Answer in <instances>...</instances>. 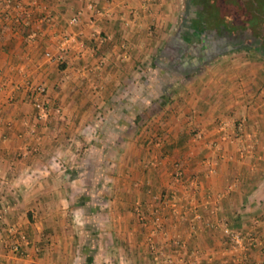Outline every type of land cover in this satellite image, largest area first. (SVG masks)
<instances>
[{
    "label": "crops",
    "instance_id": "crops-1",
    "mask_svg": "<svg viewBox=\"0 0 264 264\" xmlns=\"http://www.w3.org/2000/svg\"><path fill=\"white\" fill-rule=\"evenodd\" d=\"M156 1L0 0V264H264V66L203 58L174 64L169 56L182 23L172 39L162 41L161 66L153 58L139 67L137 61L156 54L162 29L173 19L170 7L177 8V0ZM70 34L79 43L66 49L59 65L48 60L44 52L55 55L59 37ZM36 85L44 88L43 110L29 97ZM146 97H169L173 104L176 97H196V104L173 109L176 115L171 112L162 127H147L142 118L154 122L160 112L125 115L127 102ZM108 101L115 106L107 107ZM95 104L110 110L98 116ZM191 112H200L197 146H213L198 155L214 156L207 159L212 173L204 164L189 167L199 184L193 196L200 219H191L193 231L176 210L165 211L161 225L152 227L149 213L156 209L151 203L140 211L127 207L123 178L119 189L97 195L72 175L73 166L85 165L79 150L88 149L90 164V150L113 144L121 151L117 159L134 167L148 149L156 151L149 154L157 164L171 169L193 150L189 145L196 146L188 137L177 139L186 134ZM113 193L115 205H68L78 196L106 199ZM77 210L102 219L97 234L84 227L81 247L65 216ZM140 215L148 225L138 222ZM206 218L254 233L259 243L241 253ZM178 254L182 263L175 261Z\"/></svg>",
    "mask_w": 264,
    "mask_h": 264
},
{
    "label": "rangeland",
    "instance_id": "rangeland-1",
    "mask_svg": "<svg viewBox=\"0 0 264 264\" xmlns=\"http://www.w3.org/2000/svg\"><path fill=\"white\" fill-rule=\"evenodd\" d=\"M156 1V0H155ZM162 2H168V0H161ZM244 3L248 4L249 1L248 0H243ZM185 0H177V8L170 7V10H173L174 15H173V19H171V24L170 25H166L164 28L162 29V31L164 32V37L160 38V40L157 42V51L156 54L152 57L149 58L148 56L146 57V59H142V61H137V64L139 65V67L141 68H145L146 65H148V62H151V60L153 58H155V62H157L158 66H161V62H164L165 59H161L163 58L161 56L160 51L163 48V44L162 41H169V39H172V37L174 35H176V31H177V27L179 24H182L184 22V15L186 13V4H185ZM250 2H255L257 3L256 0H251ZM156 3H158V1H156ZM169 4H171L172 2H168ZM259 3V2H258ZM251 5V4H250ZM264 6V0L262 2H260V5H256V6H260L258 7L259 10H257V8L251 6L253 9H251V11H246V14H244V17H241V19L239 21H241V23H246L247 26L249 28L254 27L253 30H255L257 33H255L254 35H256V37L258 38H262L264 37V8L262 9V6ZM250 7V6H249ZM227 21L224 23H236V20L234 19H226ZM239 21L237 20V23L239 24ZM251 25V26H249ZM257 29V30H256ZM167 35V36H166ZM166 37V38H165ZM173 41V40H172ZM173 45V42H171ZM158 53V55H157ZM212 62H216V63H224L225 66L230 65V63L232 61L237 62V65H240V63L243 65L245 63H249L250 67L253 68L255 65L260 64L264 66V56L260 55L259 53H254L251 51H234L231 53H226L224 55H221L220 57H217V59L215 60H210ZM215 63V64H216ZM60 63L58 62L57 65H59ZM160 64V65H159ZM241 67V65H240ZM138 71H140L138 69ZM195 73L196 71L189 73L188 74V79L195 77ZM140 76L137 77H141L142 74H138ZM143 91H141L142 93ZM167 98V99H166ZM169 97H146L145 100H142L141 102L137 101V102H127L125 109H129L127 112V115H131L132 113H141V110H143L142 112L146 115H151V113L154 112H160V117L158 118L159 120H156L154 122L151 121V119L149 117L147 118H142L144 120V123H146V126H150V127H162L161 125H163L162 122L167 120L168 115H170V113L172 112L173 109L176 108V110L180 107V109H183L185 107V105H188V103H191L193 106L194 104H196V97H176L175 98V102H177L176 104L174 103V99L173 100H169ZM178 98V99H177ZM137 100V99H136ZM170 101H173V103H171ZM188 102V103H187ZM112 101H108L106 103L107 107L113 108L115 105L112 104ZM170 104H173L172 106ZM95 107H97V111L96 109H94V112H98V116L103 115V112L106 113L109 109H105L103 110V108L100 106H96V104L94 105ZM34 107V106H33ZM36 109V108H35ZM133 109V110H132ZM141 109V110H140ZM103 110V111H102ZM164 113H167V115ZM137 115V114H136ZM190 118L188 119V123H187V127L186 129L187 132L186 134H183V136L185 137V139L188 137V143H194L196 146L193 147L192 145L190 146V150L186 153V155L184 156V159H181V161L179 162L180 168H181V174L180 176H182V181H175L173 182V175H172V167L170 169V167H167L168 165L166 163H163L164 165H160L157 164V162L155 160H153V155H150L149 152H155V150H142L141 151V156L138 157L139 159V164H136V166L134 167L132 163H130V161L128 160V162H125V160L118 158L117 159V153H121L120 150H115L114 149V145L111 147V149L105 145V147H103L101 150L99 149H94V150H90V154H91V158H93L94 160L91 161L90 160V164L88 163V160L86 158V152H87V148L86 146L82 145V148H86L85 150L81 149L78 152L79 153H83L81 158H84V162L85 165H83L82 163H77V165L74 167H72V169H74V173H72V175L74 174V176H76L77 178H81L82 182H80L79 184H81V188L83 189L84 187H88L91 188V191L94 193H97V195H100L99 193L101 191H106V192H110V191H115L116 189L120 188V179L123 178L124 180V187L123 189H125V191L128 193V198L125 201V205L127 207H135L137 209H139L140 211V207H143L144 205H148L151 203V207L152 210L155 208L156 210H153V213H149L150 214V219L149 223L151 224L152 227H156L157 225L160 226L161 223L164 221L163 219V213L165 216V211H167L169 213V211L171 210V212H174V210L177 211V215L179 216L178 210L180 212V208H182L183 210H185V212H187L188 214H190L192 212V208L190 209L189 207L193 206V203L188 200L189 197H191L194 200V196L193 194H191V190H194V192L199 189L197 187L198 184V180L194 177L195 173H193V175H189L190 171H192L191 169H189V167L195 165L196 163H198L199 166H202L205 163L204 161H206L208 158L214 157L212 154H205L206 156H200L198 155L201 152H206L208 150H211V148H213V146H208L207 148L205 146L207 145H203V146H197V141H193V138L195 137V135L198 133L197 131V125L199 124V122L197 121V116L200 115L199 113L196 112H191L189 114ZM132 116V115H131ZM143 123V124H144ZM249 138V137H248ZM250 139V138H249ZM252 139V138H251ZM185 141V140H183ZM85 144V143H84ZM208 144V143H207ZM249 144V143H247ZM212 145V144H211ZM97 146V145H96ZM100 147V146H99ZM198 147V149L196 148ZM72 148V147H71ZM101 148V147H100ZM117 148V147H115ZM219 150V149H218ZM146 151L147 154L145 153ZM199 151V152H196ZM75 152V151H74ZM125 152H129V151H125ZM73 152H71L70 150V154H72ZM165 154V153H164ZM157 155V154H156ZM155 155V157H156ZM188 155V156H187ZM198 155V156H196ZM149 157V158H148ZM158 157V156H157ZM151 158V159H150ZM98 159V160H97ZM120 159V160H119ZM99 161H101V163L99 164ZM185 161V162H183ZM177 162V161H175ZM193 162V163H192ZM98 163V167L96 166V164ZM182 163V164H181ZM192 163V164H191ZM173 165V164H172ZM185 166H188L187 170H185ZM62 169H67L68 166H62L60 167ZM133 168L135 169V171L133 170ZM72 169L70 170L72 172ZM183 169L185 171H183ZM206 169V168H205ZM137 171V174L135 175V172ZM190 176V177H188ZM135 177V178H134ZM139 178V179H138ZM188 180H192L195 178L193 183H189L188 180L185 181V179ZM182 182V183H181ZM196 182V183H195ZM78 183V182H77ZM195 185L197 188H195ZM91 186V187H90ZM188 186L189 189V196H184V194L182 193V191H184V188ZM87 188V189H88ZM75 189L78 190V187L75 186ZM180 192L182 194H180ZM193 192V193H194ZM131 193L135 194L137 198H131ZM96 195V194H95ZM92 195V197H88V198H84L81 197L79 198V196L74 200V199H69V204L70 206H88L91 207V209H93V207H100L103 205H115L117 201H119V198H116L114 193L111 196H108V198H100L97 195ZM139 197V198H138ZM147 197H150L149 199ZM192 200V201H193ZM74 201V203H72ZM67 204V203H66ZM172 204H174V206H172ZM195 208V207H194ZM193 208V210H194ZM197 210V207H196ZM92 211V210H91ZM66 217H68V223L70 224V226L73 228V231H77L76 233V237H77V241L81 247L82 245V234H83V230L84 227L87 228V226L91 227L92 231H95L96 234L97 232H100V230H102L101 227H99V225H101V215L100 214H95L93 213H84V210H77L76 212H73L69 215H65ZM139 217V218H138ZM138 222L141 223V225H148L147 223V219H145L144 215H140L138 216ZM191 215H186L184 218H187V220L185 219L186 222H188L191 224ZM156 218V220H155ZM181 219V220H183ZM207 220H210V222L212 220V218H206ZM189 220V221H188ZM199 220V219H198ZM193 221H197V219H193ZM75 228V229H74ZM254 234V233H252ZM256 236V234H254ZM223 237V236H222ZM264 237V236H263ZM153 241L152 239H149V241ZM148 244V241H146ZM150 244V243H149ZM79 247V248H80Z\"/></svg>",
    "mask_w": 264,
    "mask_h": 264
},
{
    "label": "flooded vegetation",
    "instance_id": "flooded-vegetation-1",
    "mask_svg": "<svg viewBox=\"0 0 264 264\" xmlns=\"http://www.w3.org/2000/svg\"><path fill=\"white\" fill-rule=\"evenodd\" d=\"M185 4L187 12L183 29L178 32L180 41L176 47L171 48L169 56L174 64L193 63V58L195 61L200 58L211 60L240 50L264 56V37H256L254 27L249 28L246 23L241 22L211 23L203 3L199 1Z\"/></svg>",
    "mask_w": 264,
    "mask_h": 264
},
{
    "label": "built area",
    "instance_id": "built-area-1",
    "mask_svg": "<svg viewBox=\"0 0 264 264\" xmlns=\"http://www.w3.org/2000/svg\"><path fill=\"white\" fill-rule=\"evenodd\" d=\"M14 9L17 10L18 7H19V3L18 1L14 4ZM77 14H74L70 17V22L71 23H76L77 22ZM78 40L77 38L70 34V35H61L59 37V40H58V44H57V53L55 55H52L51 53H49L48 51L44 52V56L48 59V60H51V61H55V62H59L62 60L63 58V54L64 52L66 51V49L70 48L71 46H74L76 44H78ZM29 97L32 98V105L38 109V110H43L44 109V106H43V103L41 101V97L42 94L44 93V88L43 86L41 85H36V86H33L30 88V92H29ZM238 126H240V124H238ZM201 139V133H197L195 135V137L193 138V141H197L199 142V140ZM216 149H219L218 147ZM239 152H241V154L243 153L241 150H239ZM205 163V167H206V172L207 173H212L214 171V164L213 162L209 161V160H206L204 161ZM181 168H180V165H179V162H174L173 165H172V175H173V182L175 181H182V176H180L181 174ZM195 180L192 179V180H188L189 183H193ZM185 181H187L185 179ZM184 182V181H182ZM181 182V183H182ZM196 183V182H195ZM198 187V185H197ZM196 185H195V188H197ZM191 194H193L194 190H191ZM182 193L184 194V196H189L188 193L189 192V189H188V186L184 188V191H182ZM180 192V194H182ZM188 200L190 201V203L192 202L193 203V206L192 207H189L190 209L192 208V212L190 214H188L187 212H185V210H183L182 208H180V212L179 213V217L183 218L185 217V214L186 215H191V219L193 221V219H200V214L199 212L196 210V207L198 206V202H196L195 200H193L191 197L188 198ZM193 200V201H192ZM172 206H174V204H172ZM195 207V208H194ZM194 208V210H193ZM156 220V218H155ZM191 221V222H192ZM212 225H214L215 227H217L220 231V233L222 234L223 238L230 244V247L233 248V249H237L238 251H240L241 253H245L249 248H251L252 246H255L258 242L257 240V237L252 234L251 232H248V233H243L241 230H238V229H233L231 226H229L224 220H221V219H216ZM189 228L191 229V231H193L194 227H193V223H191L189 225ZM259 240H260V237H259ZM175 245H178L179 242H174ZM181 246H184V243L182 242L181 243ZM11 250L14 251V252H17L19 250V245L18 243L16 244H13L12 247H11ZM183 256H181V254H178L176 257H175V261L177 262H180L182 263L185 259H183ZM166 261L167 264H170L172 262L171 259H167Z\"/></svg>",
    "mask_w": 264,
    "mask_h": 264
},
{
    "label": "trees",
    "instance_id": "trees-1",
    "mask_svg": "<svg viewBox=\"0 0 264 264\" xmlns=\"http://www.w3.org/2000/svg\"><path fill=\"white\" fill-rule=\"evenodd\" d=\"M186 3L191 2L192 4L194 2H201L204 4L206 13L211 18V23H224L227 20L226 19H234L239 21L241 17H244V14H246V11H251L253 9L251 6L255 7L256 5H260V2L263 0H256L255 2H250L251 0H248L249 3H244L243 0H185ZM253 1V0H252ZM259 2V3H258ZM251 4V5H250ZM250 6V7H249ZM262 9L264 8L263 5ZM260 6H256L255 8L258 9ZM241 21H239L240 24ZM167 99V98H166ZM169 99V98H168ZM173 115H176V111H172ZM135 122H137L138 117H135ZM178 141L185 140V137L183 135L178 136Z\"/></svg>",
    "mask_w": 264,
    "mask_h": 264
}]
</instances>
